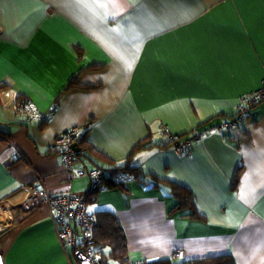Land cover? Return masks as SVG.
Listing matches in <instances>:
<instances>
[{"label": "crops", "instance_id": "obj_1", "mask_svg": "<svg viewBox=\"0 0 264 264\" xmlns=\"http://www.w3.org/2000/svg\"><path fill=\"white\" fill-rule=\"evenodd\" d=\"M1 83L0 200L17 206L0 215L4 264H80L48 204L20 207L40 178L51 195L89 197L90 213L114 211L129 263L264 264V101L224 127L264 84V0H0ZM73 127L70 171L53 145ZM206 129L185 154L168 137ZM126 161L147 179L90 195L93 170ZM169 180L205 220L173 210Z\"/></svg>", "mask_w": 264, "mask_h": 264}, {"label": "built area", "instance_id": "obj_2", "mask_svg": "<svg viewBox=\"0 0 264 264\" xmlns=\"http://www.w3.org/2000/svg\"><path fill=\"white\" fill-rule=\"evenodd\" d=\"M264 101V84L248 96L241 98L238 104L235 117L224 124L226 128H234L241 124L248 115L249 110L254 105ZM29 109L32 106L29 105ZM211 129L195 130L192 138H187L184 141H176L174 150L179 154L189 152L194 141L198 142L203 135ZM170 140H174V136L168 134ZM82 138L81 131L78 127H73L58 136L53 145V150L59 154L61 160L66 164L69 170H72V164L78 156L74 145ZM93 186L102 183L106 174L101 169H95L90 174ZM131 180L129 175L120 173L116 181L126 182ZM40 185L32 187L26 198L20 204V207L25 210H32L43 203L49 205L53 220L55 221L57 231L61 242L69 246L76 259L80 264H105L95 256L91 245L93 232L95 228V214L87 210L86 196H78L75 194L51 195L44 187L43 179L40 178ZM15 205L9 200H0V215H4V219L10 222L14 218ZM1 217V216H0ZM9 225V224H8ZM0 264H4L3 256L0 251ZM128 264H145L144 261L130 262Z\"/></svg>", "mask_w": 264, "mask_h": 264}, {"label": "trees", "instance_id": "obj_3", "mask_svg": "<svg viewBox=\"0 0 264 264\" xmlns=\"http://www.w3.org/2000/svg\"><path fill=\"white\" fill-rule=\"evenodd\" d=\"M4 83L0 84V87ZM74 81L70 82L69 88L74 86ZM17 104L21 110L29 109V103L25 97L19 95L17 97ZM255 106V105H254ZM252 108V107H251ZM250 108V110H251ZM249 110V111H250ZM194 134V131H192ZM181 137L176 136L171 142L180 141ZM146 142H139L137 147H142ZM146 146V144H145ZM185 154V153H184ZM120 173H124L131 177V180L144 181L147 179L140 167L132 166L126 161L123 164L115 165L109 170L101 184L93 186L90 191V195H96L100 185L105 188H122L125 189L126 182L116 181L117 176ZM239 172L237 171L234 177L233 185L238 183ZM161 180V179H160ZM165 181V180H164ZM171 186V194L178 200V204L173 210H184L190 212L189 216L197 218L199 220H205V216L202 215L195 204L194 193L186 185L178 183L176 181H167ZM156 183V182H155ZM157 184V183H156ZM89 195V196H90ZM87 198V197H86ZM89 197L87 198V202ZM95 214V228L93 232V239L91 241L92 248L95 256L98 257L103 263L109 264L110 260L115 261L117 264H128V247L127 238L123 227L114 211L102 209ZM145 264H177L172 262L170 258L156 259L151 261H144ZM180 264H235L233 258L230 255L215 256L202 259L184 260Z\"/></svg>", "mask_w": 264, "mask_h": 264}, {"label": "water", "instance_id": "obj_4", "mask_svg": "<svg viewBox=\"0 0 264 264\" xmlns=\"http://www.w3.org/2000/svg\"><path fill=\"white\" fill-rule=\"evenodd\" d=\"M74 148L76 149V152H77V153L80 152L79 143H76V144L74 145Z\"/></svg>", "mask_w": 264, "mask_h": 264}, {"label": "rangeland", "instance_id": "obj_5", "mask_svg": "<svg viewBox=\"0 0 264 264\" xmlns=\"http://www.w3.org/2000/svg\"><path fill=\"white\" fill-rule=\"evenodd\" d=\"M14 219V218H13ZM109 264H113L112 262L111 263H109Z\"/></svg>", "mask_w": 264, "mask_h": 264}]
</instances>
